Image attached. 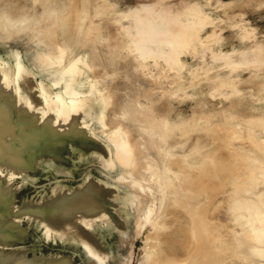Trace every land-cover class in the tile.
<instances>
[{
  "label": "rangeland",
  "instance_id": "1",
  "mask_svg": "<svg viewBox=\"0 0 264 264\" xmlns=\"http://www.w3.org/2000/svg\"><path fill=\"white\" fill-rule=\"evenodd\" d=\"M154 4L175 63L134 45ZM0 121V264H148L189 203L211 264H264V0H0ZM93 191L90 248L34 213Z\"/></svg>",
  "mask_w": 264,
  "mask_h": 264
},
{
  "label": "bare ground",
  "instance_id": "2",
  "mask_svg": "<svg viewBox=\"0 0 264 264\" xmlns=\"http://www.w3.org/2000/svg\"><path fill=\"white\" fill-rule=\"evenodd\" d=\"M158 5L154 4V5L141 6L127 13L132 20V26L130 28L132 31L131 35H133L134 37L133 41H134L135 47L138 50H140L142 56H148L151 58L163 57L164 59H168L169 63L175 57L174 62H173L175 63L176 54L173 51H175L176 48H179L178 46L182 44V39H183L182 32L188 31L189 22L188 21L186 22L187 26L181 25V23L172 19L168 11L163 9V7L161 8L162 4H160L159 6ZM173 28H175L176 30H174ZM168 49H170V51H168ZM169 52L171 53L170 55H169ZM223 59H228V57H223ZM21 74H24V73H21ZM24 82L28 84L26 81ZM28 85L30 86V84ZM21 88H23V86H21ZM51 130L52 129L48 127L45 133L39 131L38 138H40L42 141H48L50 138L53 137V132ZM29 134L27 132L20 131L17 142L21 143L24 139L29 138L30 137ZM50 141L52 142V140ZM184 185L185 187H183ZM184 185L179 187L180 192H183L187 195L190 194L191 192H194L189 187H187L186 184ZM91 189L93 188L91 187ZM90 198L92 199V202L89 204L88 200ZM173 201L171 202V203H174L172 206L174 207L175 205L177 206L179 201L178 202L177 201L173 202ZM181 204H184V203L181 202L179 205ZM89 205H92L94 208L98 207L97 194H95L94 191L90 195H78V193L77 194L75 193L69 197L67 196L57 197L56 199L51 201V204L48 205L49 206L48 208L46 205V208H45L46 210H34L35 212L34 211L33 212L36 213L40 219L42 218L45 220L44 223L50 233L54 235H59V237L61 238L64 234L68 236L73 234L74 237H76L77 239H80L84 244H86L90 248L91 247L90 243L86 240V236L88 235L87 233L88 228L87 229L85 228V223H90L91 220L87 221L86 219H84V221H75V222L71 221L72 217L75 216L72 214L73 212H79L81 210L83 211L87 209ZM184 205H186L187 207V202ZM190 208L191 206L189 203V209L187 207L185 208L187 209V211L183 210L185 212V213L183 212L184 218L181 215L182 214V211H181V214L180 213L178 214L181 215L182 219L180 216H177V213H176V215H174V221L166 222L168 226L170 225L169 230L166 231L164 234H162L161 236L162 238L157 240V242H159L160 244L157 243L156 245L157 248L154 250V253L149 257L148 264H211L212 263L210 262L209 247L211 243L210 238L212 240L214 237H207L210 232H207L208 235L205 232L206 231L205 229H207L206 227H209L208 224L210 221L209 222L207 221L208 223L206 221L202 222V220L199 221L198 219L200 218H198L197 216L198 213H196L197 215H195V213H191ZM188 210L190 214L186 215V213H188ZM102 211L103 210L100 211L98 209H95L92 211L91 214H93L94 216L100 213L103 214ZM176 212L178 211L176 210ZM106 215L109 216L108 214ZM187 216L189 217V219H187ZM181 221L183 222L181 223ZM205 222L208 226H205ZM76 241H79V240H76ZM218 248L220 247L218 246ZM64 262L66 263V261L63 260V261H60V263H55V264H65ZM22 263L25 264V262H22Z\"/></svg>",
  "mask_w": 264,
  "mask_h": 264
}]
</instances>
